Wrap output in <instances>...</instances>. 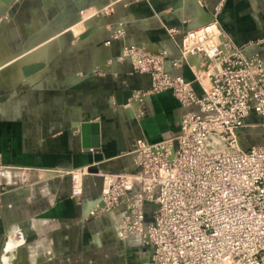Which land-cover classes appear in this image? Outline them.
Wrapping results in <instances>:
<instances>
[{"label": "crops", "instance_id": "0c3cea01", "mask_svg": "<svg viewBox=\"0 0 264 264\" xmlns=\"http://www.w3.org/2000/svg\"><path fill=\"white\" fill-rule=\"evenodd\" d=\"M260 4L0 0L6 60L46 64L0 103V264H146L152 252L137 238L120 239L111 220L88 213L102 194L103 175L133 170L137 140L154 144L178 134L184 108L170 91L145 95L138 107L118 106V91L140 93L150 82L121 60L122 51L132 45L167 52L166 71L192 81L187 65L172 62L183 35L204 25L214 23L237 47L256 42L264 56ZM169 29L177 31L174 38ZM85 121L100 123V149L82 148ZM85 169L97 173L79 176ZM76 175L81 196L73 195Z\"/></svg>", "mask_w": 264, "mask_h": 264}, {"label": "built area", "instance_id": "2783aa9c", "mask_svg": "<svg viewBox=\"0 0 264 264\" xmlns=\"http://www.w3.org/2000/svg\"><path fill=\"white\" fill-rule=\"evenodd\" d=\"M258 47L235 46L214 23L186 32L172 65H187L192 81L166 71L167 52L123 49L121 60L150 78L130 102L170 91L184 108L178 134L137 140L133 170L103 175L88 213L111 220L120 239L137 238L152 252L146 264H264V145L241 132L264 130ZM74 178L73 195L81 196V177Z\"/></svg>", "mask_w": 264, "mask_h": 264}, {"label": "water", "instance_id": "95a60500", "mask_svg": "<svg viewBox=\"0 0 264 264\" xmlns=\"http://www.w3.org/2000/svg\"><path fill=\"white\" fill-rule=\"evenodd\" d=\"M212 17V14H211ZM93 32L88 30L84 36H89ZM259 49V47H258ZM46 64L44 62L30 64L22 67V72L26 78H29L37 73L41 72L45 68ZM132 91H118L115 94L116 104L120 107H130L131 99L133 98ZM81 130V142L82 148L85 150H96L101 147V126L99 122H88L85 121L80 126ZM89 173H97L94 169L88 170Z\"/></svg>", "mask_w": 264, "mask_h": 264}, {"label": "rangeland", "instance_id": "374dc122", "mask_svg": "<svg viewBox=\"0 0 264 264\" xmlns=\"http://www.w3.org/2000/svg\"><path fill=\"white\" fill-rule=\"evenodd\" d=\"M256 1L258 2V4L261 3L259 5V8L261 9L260 11L262 12V14H264V0H256ZM0 11H1V7H0ZM258 15L260 16L259 12H258ZM256 44L257 43L255 42V45ZM12 62H16V60L10 61L8 59L6 61L5 60L2 61L1 64H0V72L5 70L6 67L9 66L10 63H12ZM19 79L21 80V81H19V83L25 81L24 76L23 77L21 76ZM19 83H17V85ZM5 84H6V81L2 85L0 84L1 85L0 86V103L8 100L10 98V96L12 95V92H11V90L9 88H15L17 86V85H15V86H7V84L6 85ZM241 132L246 133L247 140H248V142L251 145H254V146L264 145V132L263 131H260V130L257 131V130H252V129H243V130H241ZM147 217H148L147 219H150L149 213H148Z\"/></svg>", "mask_w": 264, "mask_h": 264}, {"label": "bare ground", "instance_id": "6f19581e", "mask_svg": "<svg viewBox=\"0 0 264 264\" xmlns=\"http://www.w3.org/2000/svg\"><path fill=\"white\" fill-rule=\"evenodd\" d=\"M1 37H2V31H1V27H0V64L2 61L6 60V57H7V52L5 51V47L2 43ZM31 59H33V58H31ZM29 61H30L29 57L28 58L24 57V58L18 59L16 62H13L9 66H7L5 70L0 72V84L2 85L5 81H6L7 86L15 85L16 83H18L20 81L19 78L21 77L20 73L22 71V67ZM25 66H27V65H25ZM23 75H24V73H23ZM26 79H29V78H26ZM131 104H135V105H137V107H138V105H140L139 102H135V103L131 102ZM131 104L129 106H131ZM130 108H132V107H130Z\"/></svg>", "mask_w": 264, "mask_h": 264}]
</instances>
